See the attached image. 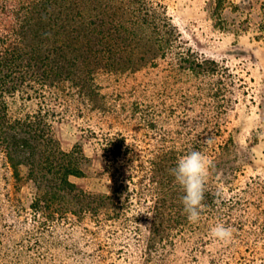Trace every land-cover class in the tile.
Wrapping results in <instances>:
<instances>
[{"label": "trees", "instance_id": "trees-1", "mask_svg": "<svg viewBox=\"0 0 264 264\" xmlns=\"http://www.w3.org/2000/svg\"><path fill=\"white\" fill-rule=\"evenodd\" d=\"M180 37L162 0H0V199L10 210L8 215L0 202V256H9L3 248L12 241L17 262L64 264L67 255L73 257L67 264H115L109 260L114 246L96 241V228L121 222L109 235L113 243H124L119 258L124 252L130 257L132 247L142 263L164 264L183 244L197 262L203 256L207 264H224L235 255L243 263L248 255L245 264H264L258 249L264 241L263 193L258 201L251 183L226 196L207 181L200 220L190 223L183 212V193L169 169L191 150L206 155L213 148L207 135L212 126L221 127V117L211 111L202 115L207 129L194 132L187 125L175 132L155 104L152 72L142 80L137 74L170 54L179 56L174 71L189 70L201 79L216 75L209 60L175 49ZM212 89L216 97L227 96L219 83ZM168 100L160 103L170 105ZM66 115L85 118L92 138L106 131L105 170H115L111 193L72 180L84 175L87 156L79 147L65 150L56 137L53 122ZM143 126L152 138L145 148L138 133ZM221 158L223 151L211 159L213 167ZM217 223L234 229L230 243L210 236ZM66 226L75 229L73 235L61 237ZM84 229L94 234L92 252Z\"/></svg>", "mask_w": 264, "mask_h": 264}, {"label": "rangeland", "instance_id": "rangeland-1", "mask_svg": "<svg viewBox=\"0 0 264 264\" xmlns=\"http://www.w3.org/2000/svg\"><path fill=\"white\" fill-rule=\"evenodd\" d=\"M162 1L180 32L181 37L175 49L178 52L190 51L196 57L207 59L210 61L209 64L213 65L212 68L215 67L219 71H215L216 75L214 74L212 77L202 79L196 78L189 70L176 69L174 71L171 69L172 63L176 64L179 56L175 57L169 54L168 57L159 60L158 67H145L138 72L140 80L144 73L152 72L150 77H154V82L158 84L155 104H157L158 110L161 109L165 118L163 122L167 126H171L175 132L187 125L189 130L194 132L203 131L208 126L202 125L205 120L202 115L207 116L206 114H211V111L216 115L220 114L221 127L212 126L210 130L213 132L207 135L213 137L211 141L213 148L208 151L206 156L213 159L223 151V159L221 158L219 165L210 169L207 181L218 191H223L226 196L241 192L247 184L251 183V191L258 190L257 200H260L258 197L263 193L260 202H264V0ZM160 74H163L164 77ZM221 78L226 80V85L224 81L221 82ZM201 82L203 89L199 87ZM218 83L225 86V89L227 88L226 97H216L212 86H217ZM124 87L123 92L126 91ZM166 89L170 90L169 95L164 93ZM166 97L170 104L166 106L172 107V113L160 103ZM223 103L228 105L221 109L220 105ZM215 106L219 110H214ZM226 108H228L227 111H225ZM84 119L69 115H66L65 118L58 117L53 122L56 137L65 150L70 151L79 147L87 156V160L84 162V175H74L72 180L87 190L111 193L115 182L111 174L115 170H105L106 157L102 146L104 145L103 135L106 131H100V138L90 137L89 126ZM103 126L106 130L112 129L107 124ZM147 132L149 131L146 126L138 128L139 143L142 148L150 146L152 138L146 137ZM221 144L226 147L222 148ZM127 172L130 173L128 170ZM30 189L31 187L29 191ZM0 202L4 204L3 209L9 215L8 203L1 199ZM120 223L117 227H120ZM117 227L105 224L104 227L96 228L99 232L97 236L100 238L96 241H101L104 244L111 242L114 246L112 248L114 257L110 256V261L115 260V264H163L160 260L142 263L141 255L135 254L132 247L129 251L130 255L128 254L130 257L126 259L127 255L124 252L125 254L119 258L118 255L121 253L117 252L124 243L121 239L113 243L115 242L114 238L109 236ZM74 230L66 226L61 228L59 233L61 237H69L73 235L72 231ZM67 231H71V233ZM85 231L84 229L83 232ZM87 233L89 238H92L88 245L92 252V248L97 244L92 245L94 234L90 230ZM122 234H125L124 238L130 236V233L126 231H122ZM54 236L46 235L52 240L55 238ZM135 241L134 238L133 242ZM128 243L129 241L126 239V244ZM236 243L240 247L246 246V243L243 244L239 240ZM10 244L3 248V252L7 251L10 254L8 257L0 256V264H27L24 258L20 262L14 259L19 249H16L17 245L12 241ZM22 247L24 246L22 245ZM187 247V245L181 244L176 253H172L164 264H207L203 256H201V261H195ZM258 247L261 253L259 259L261 256L264 258L263 239ZM47 254L50 255V252ZM61 258H66L64 264L68 263L67 260H73V257L68 258L67 255H63ZM249 258L247 255L244 261L246 262ZM244 261L241 263L235 255H229L226 256V262L223 263L245 264ZM50 263L62 264L61 259Z\"/></svg>", "mask_w": 264, "mask_h": 264}, {"label": "clouds", "instance_id": "clouds-1", "mask_svg": "<svg viewBox=\"0 0 264 264\" xmlns=\"http://www.w3.org/2000/svg\"><path fill=\"white\" fill-rule=\"evenodd\" d=\"M212 167L213 161L208 156L199 150H191L178 158L176 165L169 169L175 184L183 193L180 200L183 212L190 223H197L206 207L204 204L206 185ZM233 234L234 229L223 223H217L210 232L214 240L223 244L230 243Z\"/></svg>", "mask_w": 264, "mask_h": 264}]
</instances>
